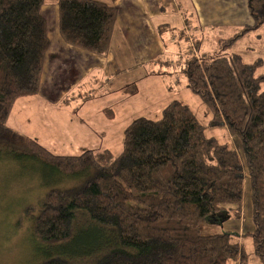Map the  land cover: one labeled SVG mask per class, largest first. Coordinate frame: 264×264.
Segmentation results:
<instances>
[{
    "label": "trees",
    "instance_id": "16d2710c",
    "mask_svg": "<svg viewBox=\"0 0 264 264\" xmlns=\"http://www.w3.org/2000/svg\"><path fill=\"white\" fill-rule=\"evenodd\" d=\"M45 1L0 0V157L41 162L57 180L81 177L48 189L31 215L40 244L36 264H247L240 235L222 227L241 216L246 177L252 207L246 234L264 264V74L255 73L260 60L228 53L264 25V0H246L251 22L219 38L221 53L192 54L182 68L211 112L208 125L238 137L241 154L206 135L192 110L172 100L160 117H137L126 126L118 155L109 149L54 154L7 125L13 103L39 91L50 46ZM56 5L62 40L105 56L117 8L98 0Z\"/></svg>",
    "mask_w": 264,
    "mask_h": 264
},
{
    "label": "crops",
    "instance_id": "0c3cea01",
    "mask_svg": "<svg viewBox=\"0 0 264 264\" xmlns=\"http://www.w3.org/2000/svg\"><path fill=\"white\" fill-rule=\"evenodd\" d=\"M46 1L41 9L46 22L47 17L51 20L49 28L47 23L50 46L43 62L39 91L13 103L6 121L10 128L36 140L54 154L75 155L84 150L109 149L118 155L122 151L124 130L132 120L137 117L156 119L172 100L186 104L180 89L171 91L168 86L176 85L166 83L167 75L164 79L163 66L172 65L164 59L167 43L163 34L166 31L177 32L179 36L189 34L194 54L205 50H201L203 39L198 36L199 29L193 27L195 34H191L186 14L176 0H98L117 8L105 56L64 42L57 28V5L54 9ZM47 5L50 8L45 10L43 7ZM228 8H231L229 1ZM197 14L201 25L202 14L199 11ZM172 16L181 22L182 28L174 25ZM159 24H167L168 29L158 32ZM253 31L233 45L250 37ZM249 45L243 46L244 51L234 49L232 53L240 54L242 59L244 54L248 58L257 56ZM238 219H227L222 227L238 233L243 247L242 234L250 232L252 226L248 222L242 225V216ZM227 264L236 263L228 261ZM254 264L260 262L254 261Z\"/></svg>",
    "mask_w": 264,
    "mask_h": 264
},
{
    "label": "rangeland",
    "instance_id": "374dc122",
    "mask_svg": "<svg viewBox=\"0 0 264 264\" xmlns=\"http://www.w3.org/2000/svg\"><path fill=\"white\" fill-rule=\"evenodd\" d=\"M176 1L186 14L191 34H195L194 28L197 27L199 29L197 32L198 36L203 39V49L201 48V50H205L207 54L221 53L217 39L227 38L238 32L243 27L242 25L251 22L246 7V0ZM228 1L231 3V8H228ZM46 3H50L54 9L56 8L54 1L47 0ZM43 8L46 10V8L50 7L47 5ZM198 11L203 18L201 25L198 23ZM205 12L207 15L203 16ZM210 13H214V15L210 16ZM42 14L44 15V11H42ZM229 18L233 22H230ZM175 19V16L171 17L172 21H175ZM47 21L49 28L51 24L50 18L47 17ZM175 22V26L178 24L177 27L182 28L181 22ZM170 24L172 23L170 22ZM163 36L167 43V54L164 59L169 65H172V67H167V64L163 66L164 79H166L165 76L167 75L166 83L176 85L171 91L176 90L175 92H177L180 89L183 102L191 108L197 120L205 125L206 135L214 136L221 142L230 143L241 154V144L238 137L230 135L224 126L208 125L211 112L202 99L189 89L182 73L185 58L195 52L193 43L189 38L191 35L179 36L177 32L173 34L166 31ZM246 43L250 44L249 46L253 48L252 52L257 56L248 58L244 54L243 60L245 62H253L256 59H261L262 62L255 73L264 74V25L253 31L250 37L240 39L238 43L228 50V53H231L234 49L244 51L242 49ZM245 50L251 52L247 49ZM169 69L171 70L169 71ZM260 91H264V81L260 84ZM44 167L41 162L26 160L25 158L17 159L11 157L10 159H5L0 157V264H36L40 260L41 255L37 251L40 244L32 236L31 215L38 212L48 189L72 186L81 179L80 176H61L60 174L62 179L57 180L51 177L50 171H47ZM249 190V183L246 177L242 203L243 213L241 216L242 220H244L242 225L248 222L252 226V207ZM231 219L239 220L238 218ZM246 233L243 235V250L247 257V264H254V261L259 260L253 250L251 236Z\"/></svg>",
    "mask_w": 264,
    "mask_h": 264
}]
</instances>
